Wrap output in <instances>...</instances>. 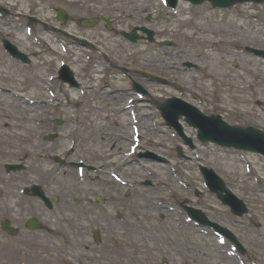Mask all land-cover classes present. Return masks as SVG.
Masks as SVG:
<instances>
[{
    "label": "rangeland",
    "instance_id": "374dc122",
    "mask_svg": "<svg viewBox=\"0 0 264 264\" xmlns=\"http://www.w3.org/2000/svg\"><path fill=\"white\" fill-rule=\"evenodd\" d=\"M183 2L179 0L178 4L182 5ZM81 3L69 5L66 1L59 0H20L18 7L14 5V0H0V7L8 11L6 18L0 16V68L10 71L21 67L3 54L1 39L7 38L12 44H16L26 27H30L34 49L28 52L30 64L23 67L26 74L35 72L34 62L38 61L43 75L55 76L58 62L72 65L77 58L79 64H83L77 68L81 67L78 72L81 74V83L84 84H79L83 92L79 94L80 89H74L72 97L65 90L64 84L56 78L52 83L43 82L42 98H50L48 92L61 91L58 99L67 108L53 105L43 111L39 139L27 135L30 146L34 143L38 146L35 154L20 158L13 154V149L0 143V221L7 219L19 227V232L14 237H8L0 231V264L24 262L22 256L26 255L25 246L31 242L28 241L30 238L23 223L26 217L39 210V203L22 197L20 190L32 183H39L37 178L42 173L40 168H45L46 172L53 170L51 167L55 158L63 159L64 162L75 161L77 155L67 157V150L74 140L80 143L78 156L84 158L85 162H95L93 155L100 154V160L103 155H109L105 153L111 142L107 135L119 132L121 135L126 134L128 138L130 136L131 131L126 128L124 118L117 116L123 103L122 97H103L104 93L95 95L94 90H87L88 86L96 89L104 81H110V74L107 72L103 80L90 77L99 64L109 69L107 65L116 63L128 67V70L136 68L162 76L183 91L182 94H173L196 105L201 112L220 114L231 125H250L264 132V63L245 51L247 47L264 50V4H245L225 11L208 12L202 10L208 9L209 4L190 6L186 3L188 9L184 16H188V11L196 22L200 19L202 24H208L207 28L220 26L221 30L211 35L214 41L215 37L225 38L228 42L235 40L231 44L222 42L216 46L212 43L200 46L192 39L184 38L182 30L175 27L177 23L170 30L161 31L175 14L168 8L165 9L159 0H129V5L126 2L96 4L90 0L83 3L92 6L88 11L80 10ZM141 5L147 8L141 19L143 24L152 25L150 31L154 35V41L150 43L141 38L132 44L125 41L121 33H130L143 26L125 17L123 8L135 11L141 10ZM20 7L23 12L18 14ZM58 9L67 13L63 25L56 22L55 11ZM42 16L46 17V21L41 20ZM30 18L36 22L31 23ZM84 19L100 21L93 28L86 29L81 25ZM101 19L108 21L111 27L109 30ZM237 25L240 26L237 27L239 31L235 29ZM189 26L194 27L195 22L192 21ZM68 28L73 29V34L81 35L78 37L86 36L87 46L81 44L83 40L72 38L67 32L65 34ZM136 33L140 37L143 35L139 31ZM89 37L98 39L91 40ZM106 37L109 39H105ZM41 38L47 39V43ZM162 41H168L172 45L161 46ZM48 42L55 46L58 54L51 53ZM139 43L148 50L137 56L123 52V44L133 47ZM61 45L67 48L66 55L59 54ZM112 46H116L113 53L102 54L98 51L106 47L111 49ZM163 56L173 57L176 70L163 67L167 63L166 59L163 61L160 58ZM187 61L194 68L182 71V64ZM136 73L129 71L133 80L140 78L139 75L135 76ZM102 76L103 74L99 75L100 78ZM15 85L16 83H3L0 80L1 106L10 102L6 90H12ZM125 85L120 82L119 86ZM145 85L143 84L144 87ZM162 89L164 87L159 90L160 93ZM84 93L85 97L82 98L80 95ZM196 98L199 104L196 103ZM136 111L143 117L140 123L142 151L154 152L165 163L155 160L137 162L133 157L134 162L124 168L128 185L135 183V187L123 209L126 211V234L118 235L127 241L136 242L132 246L136 250L135 254L140 255L139 260L144 261L149 256L154 264H160L162 258L172 264H264V158L212 144L195 143L193 150L185 149L181 140L176 139L175 134L163 126L150 104H142ZM75 128L77 132L74 133L72 131ZM184 132L194 139L193 130L186 128ZM7 134L3 128L0 129V141L7 139ZM48 135H55V139L52 142L46 141L44 138ZM128 143L120 144V151L127 150ZM178 147L182 152L181 158L178 156ZM110 158L114 161L115 156ZM29 163L34 166L30 167ZM4 164H22L24 170L13 176L6 175L2 168ZM199 165L212 169L224 181L236 197L246 204L247 215L239 219L230 215L228 209L204 187L203 178L198 172ZM154 166L161 168L159 176L153 171ZM71 179H76L75 171L68 169L57 182ZM166 179L168 180L165 181ZM145 181H150L151 185L145 188ZM184 200L200 209L208 219L228 228L244 246L245 257L232 254L229 244L217 245L213 238L202 234L200 228L186 223L178 212V206H174V203L181 204ZM114 238L117 239V236ZM133 250L128 252L132 253Z\"/></svg>",
    "mask_w": 264,
    "mask_h": 264
},
{
    "label": "flooded vegetation",
    "instance_id": "af4514ba",
    "mask_svg": "<svg viewBox=\"0 0 264 264\" xmlns=\"http://www.w3.org/2000/svg\"><path fill=\"white\" fill-rule=\"evenodd\" d=\"M119 94V90L110 91L106 97ZM116 139L121 141L119 137ZM116 145L115 142L110 149ZM98 158L93 159L99 165L89 169L94 177L89 176L81 182L71 179L40 183L46 196L58 199L51 209H40L43 230L37 238L44 246L43 255L26 264H141L138 256L124 254L126 240L105 239L120 230L116 223L126 213L123 209L127 198L125 188L106 175L104 163L108 160ZM115 170L118 174L122 172ZM145 264H151L149 258Z\"/></svg>",
    "mask_w": 264,
    "mask_h": 264
},
{
    "label": "bare ground",
    "instance_id": "6f19581e",
    "mask_svg": "<svg viewBox=\"0 0 264 264\" xmlns=\"http://www.w3.org/2000/svg\"><path fill=\"white\" fill-rule=\"evenodd\" d=\"M59 1H66L69 5H75L78 2L81 3V8L80 10L82 11H88L91 9L92 6H89L86 3L87 1L90 2V0H59ZM104 2H111L113 4H116L118 2H126V5H129V0H93V3L100 4ZM14 5H17L18 7L20 6V0H14ZM83 4V5H82ZM181 4V3H180ZM178 4V5H180ZM181 6V7H180ZM177 6L174 14L175 17L172 18L171 20L167 21V27L162 28L161 31L164 30H170L173 25L177 23L175 26L177 29L182 30L183 37L186 39H192L195 43L199 44L200 46H206L209 43H212L213 45H218L219 43L222 42H228L225 40V38H220V37H215V41L212 38V34L215 33V31L221 30L220 26H212L207 28L209 26L208 24H202L200 22V19L194 20V17H191L189 12L187 11L188 16L185 15V11L188 9L186 8V3H182V5ZM140 9H136L135 11L128 9V8H123L125 11V17L131 19V22L133 23H138L141 26L151 29L152 25L147 26L143 24V21L141 17L147 12L146 6H140ZM201 11V10H200ZM202 11H208L209 9H203ZM22 11L21 7L19 9L20 14ZM202 13V12H201ZM202 18V17H201ZM41 20L46 21V17L42 16ZM195 22L194 27H190L191 23ZM240 26H236L235 29L239 31ZM160 31V30H159ZM160 31V32H161ZM67 32L70 37L75 38L77 40H83L87 41L86 36L83 37H78L81 35H77L76 33L73 34V29L68 28V30H65V33ZM42 40L46 41L47 39L41 38ZM88 39H91L89 37ZM91 39V40H96ZM105 39H109L106 37ZM228 43H235V40H230ZM15 44V43H14ZM16 46L22 51L25 52L26 54L34 49V43L30 41V39L26 36V34L22 33L21 36L18 39V42H16ZM49 49L53 55L58 54L57 50L54 48L55 46L52 45L51 43L48 42ZM123 52H128V54L131 55H140L144 53L147 48L144 47L143 44H136L133 47H131L129 44H123ZM126 49V50H125ZM116 46H112L111 49L109 48H101L98 49V51L102 54H107L108 52H115ZM33 52V51H32ZM80 52V51H78ZM34 53V52H33ZM163 58V61L165 59L167 60V63L163 65V67H168L171 68L172 70H176L174 59L172 56H163L160 57ZM1 60V58H0ZM38 61L34 62V67H35V72L27 75L25 72V69L23 67H20L19 69L15 70H10L7 71L6 69H1L0 68V80L1 82L9 81L10 83H16L15 87L12 90H6L8 98L10 99V102L5 105L1 106L0 104V129L3 128V130L7 131V139L1 140L0 143L9 146L11 149H13V154H16V156H19L20 158H24L27 155L32 156L35 154V152L38 150V146L36 143L30 146L29 142L27 141V135L35 136L38 137L40 133V124L42 122V113L44 110H47L53 105H56L62 109H66L67 107L63 104V101L58 99V96L60 95L61 91H57L53 95V99H46L44 100L42 98L43 92H42V86L43 82H51L52 77L50 76H45L41 73L39 64H37ZM79 65L78 59H74L72 62V65L70 68L71 72L75 75V77L78 79L81 75L78 72L81 68H77ZM113 66L119 67L121 70H126L129 69L128 67H125L121 64H112ZM102 68H104V65H100L99 67H96V71H100ZM131 68V67H130ZM140 70V69H136ZM183 71V70H182ZM204 78V77H203ZM140 84V83H139ZM1 90V88H0ZM65 90L70 93L73 97V90L72 88L66 87ZM12 108V110H11ZM10 109V110H9ZM126 117V116H125ZM129 121V120H128ZM65 132V130L63 131ZM5 133V132H4ZM3 133V134H4ZM66 134V132H65ZM34 138V139H35ZM29 145V146H28ZM13 147V148H12ZM30 164V163H29ZM34 164H30V167H33ZM29 167V168H30ZM153 171L159 176L161 173V168L158 166L152 167ZM45 170V169H44ZM166 179L165 181H167Z\"/></svg>",
    "mask_w": 264,
    "mask_h": 264
},
{
    "label": "water",
    "instance_id": "95a60500",
    "mask_svg": "<svg viewBox=\"0 0 264 264\" xmlns=\"http://www.w3.org/2000/svg\"><path fill=\"white\" fill-rule=\"evenodd\" d=\"M188 1V0H187ZM193 4H200L205 0H190ZM213 7H230L235 3L242 2H254L262 3L264 0H207ZM58 12V20L63 23L66 19V14L62 11ZM87 26H91L92 23H85ZM151 34L149 33V40H151ZM129 39L135 40L134 36H128ZM177 101V100H175ZM163 119H165L168 124L174 126L176 129V121L181 115L186 116V122L193 128L198 129V139L201 142H213L224 147H233L236 149L247 150L251 152H257L264 155V135L260 131L252 128H228L226 124L220 123L214 119L203 118L196 111L188 112L180 106L174 104V106H162L160 108ZM219 120V118H218ZM222 124V125H220ZM228 128V130L226 128ZM180 132V129H178ZM203 175L205 177L208 188L217 195L223 204L229 206L231 212L236 216H241L246 212L243 204L235 199L224 187L222 181L217 178L212 171L202 169ZM4 229L11 232L10 228L4 226ZM221 234L226 236L228 239L233 241L237 248L242 252L240 245L235 242L229 233L225 230L218 229Z\"/></svg>",
    "mask_w": 264,
    "mask_h": 264
}]
</instances>
